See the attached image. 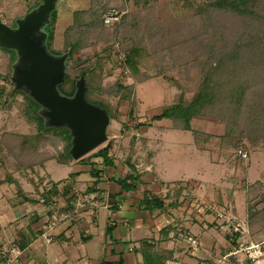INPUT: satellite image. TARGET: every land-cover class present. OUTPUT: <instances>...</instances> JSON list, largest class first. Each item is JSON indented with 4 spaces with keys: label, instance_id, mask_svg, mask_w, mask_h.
I'll return each instance as SVG.
<instances>
[{
    "label": "rangeland",
    "instance_id": "obj_1",
    "mask_svg": "<svg viewBox=\"0 0 264 264\" xmlns=\"http://www.w3.org/2000/svg\"><path fill=\"white\" fill-rule=\"evenodd\" d=\"M162 1L166 3H161ZM212 1L215 0H160V4L153 2L150 6H142L135 4L133 0H112L110 6L113 8L124 11L127 15L136 14L147 19L145 23L149 24L148 28L154 24L155 20L149 15V13H153L162 29L157 28L156 24L155 30L151 31L152 34L150 33L153 35L150 38L147 33L141 34L136 28L135 30L130 29L126 25L130 18L121 25L117 36L112 40L111 32H113L114 26H106L110 30H105L96 23L86 25L82 32L87 35L88 45L68 57L66 73L71 77H76L84 71L88 85L93 90V97L103 103H108L112 117L106 127L107 141L82 158L93 157L99 149L105 147L109 142H113L111 153L116 157V160L125 161L129 158L138 163L139 169H144L148 161H152V153L157 150L156 159L155 157V160L153 159L156 172L153 174L160 177V170H167L164 178L171 184L163 187V193L168 194L167 203L172 207L170 211L176 207L177 211L173 212L176 214V219L192 222L195 219L206 218L220 229L218 222H221V219L216 220V211L210 212L206 210L207 207L210 205L218 207L220 211H222L221 208H226L229 210L230 216L237 215L239 219H243L246 214V205H244L241 196L246 195L251 198L255 195H264V188L259 185L252 187L253 184L250 183L259 180L261 172L264 170V131H261L263 128H260L259 124L254 125L253 119L250 117L254 110L255 114L259 116L263 107L260 108L258 105L264 106L261 105L264 101L259 96H251L248 99L254 104L251 108L244 105L239 110L238 108L229 110V106L227 108L222 105L223 109H218L220 115L224 116L222 117L224 123L228 125L234 123L240 126L235 125L236 130H232L233 137L226 138V143H224L225 124L210 117H195L192 120V130L195 131V133L192 132L193 136L190 132L173 129L169 120H162L158 123L153 119L163 109L180 98L186 102L191 100L204 82L207 67L203 66L211 62L210 57L199 56V53L193 52L194 48L186 45L183 47L177 43V40L179 39L178 32H181L180 27L184 23L183 18L189 25L190 18L195 16L198 7ZM40 3L35 8L36 10L45 4L43 0H40ZM37 4L38 0H0V21L13 29L17 28L29 13L35 11L33 9L28 12V10ZM94 5L98 9L103 6L102 3L99 4L95 0L54 1V10L57 13L52 49L65 51L66 31L74 23L75 12L91 11ZM51 13L52 11L49 14V20ZM221 13V16L231 24H239L238 18H233L229 13ZM86 17L89 15L87 14ZM146 24H142L143 28L141 29L144 31L147 27ZM252 29L253 32H250L253 35L259 34L258 30ZM110 42L113 43L109 46ZM117 42L119 45L116 47ZM138 44H144L145 49L150 50V54L144 55L142 52V64L138 74H134L123 62L129 49ZM153 44L155 47H152ZM169 45L170 50L162 53V47ZM153 50L156 51L155 54ZM49 51L54 54L51 49ZM11 53L14 55V59ZM20 64L18 52L13 48H5L0 40V140L8 138L10 132H18L23 135L35 133V126L30 124L22 114V108L25 105L23 95L7 96L15 69ZM253 81L256 86L264 87L262 81L259 83V80L255 78ZM120 85L132 89L130 98H123L124 92L119 89ZM251 85L252 82L248 87L249 90H251ZM239 111H242V115L239 114ZM49 137L54 138V135H49ZM194 139L203 147L201 148L202 152L206 149L208 153H198L194 147ZM162 140L163 147L159 143ZM57 144L54 146L48 141H42L37 150L31 146L26 147L29 152L23 159L24 169H19L18 165L13 162L8 148H3L5 157L1 158L0 181L4 180L7 184L3 185L0 182V196L3 197V194H6V196L11 195L12 197L17 194L15 185L6 181L9 173L15 174L25 188L31 189L35 187L31 181L36 179V182H39L41 176L44 179L43 184L39 187L41 192L48 183L46 172H50L53 180L62 178L64 174L69 177L72 167L68 165L49 160L47 169H43L37 164L62 151L64 142L58 141ZM17 146L15 142V151L18 150ZM235 147L246 151L247 158L243 159L239 154L238 156ZM196 176H202L205 180ZM182 179H190L189 184L185 186L183 182L174 181ZM59 180L58 183H62V180ZM183 185L185 188L179 200L181 203L177 202L173 206L172 204L175 203L174 192L177 188L184 187ZM48 187L50 188V186ZM69 189L77 190L76 187ZM6 190L8 193H5ZM34 190L38 192L35 188ZM244 192L246 194H243ZM256 199H259V196L254 198V200ZM259 201H256V205L261 208L262 205L259 204ZM253 203L255 204V202ZM177 205H179L178 208ZM199 210L203 211L199 212ZM245 226L247 225L245 224ZM192 248L195 249L194 246ZM238 254V257L246 258L245 253Z\"/></svg>",
    "mask_w": 264,
    "mask_h": 264
},
{
    "label": "crops",
    "instance_id": "obj_2",
    "mask_svg": "<svg viewBox=\"0 0 264 264\" xmlns=\"http://www.w3.org/2000/svg\"><path fill=\"white\" fill-rule=\"evenodd\" d=\"M184 132L193 134L192 131ZM194 142L198 153H208L206 149L202 152L203 147L195 139ZM159 143L163 147V140ZM111 151L113 166L105 165L102 158H93L90 163L62 164L72 167V173L69 177L64 174L59 178L60 184L59 179L53 180L50 172H46L48 182L57 183L60 191L57 202L51 207L38 201L35 187L25 188L19 179L23 194L29 200H23L17 194L0 196V264H144L140 246L145 240L155 242L159 252H166V264H230L235 257H228V254L240 246L261 243L264 249V210L263 205L261 208L256 205L260 198L254 200V208L249 209L248 197L241 196L246 205L243 216L246 218H241L247 225L246 232L230 237L209 219L192 222L176 219L173 212L177 209L170 211L168 194L163 193V187L171 184L164 178L167 170H160V177L153 174L157 150L152 153L155 159L147 160L144 169H139L138 163L129 158L116 160ZM50 161L43 169H47ZM93 169L98 172L95 174ZM130 173L138 177L136 188L122 189L118 180ZM14 177L18 178L15 174ZM197 178L204 179L202 176ZM189 180L174 181L189 183ZM257 182L264 186V170ZM146 196L163 198L164 208H145L142 200ZM53 221L55 224L49 226ZM12 248H18L21 254L16 256ZM238 255L236 257L244 264H264V256L251 261Z\"/></svg>",
    "mask_w": 264,
    "mask_h": 264
},
{
    "label": "trees",
    "instance_id": "obj_3",
    "mask_svg": "<svg viewBox=\"0 0 264 264\" xmlns=\"http://www.w3.org/2000/svg\"><path fill=\"white\" fill-rule=\"evenodd\" d=\"M99 4L102 3V7L98 9L97 6H93L91 11L82 10L77 11L74 14V23L70 26L66 31L65 37V51H56L52 49V42L54 39V28L56 23V10H52L51 17L49 22L44 26L43 32L46 36V45L48 49L52 50L55 56L67 55L71 57L75 51H78L85 46L88 45L87 35H84L82 31H84V27L86 25H91L96 23L98 26L100 25L101 29L110 30L104 23V13L107 9L111 8L110 3L112 0H95V2ZM135 4L142 6H150L153 2H158L159 0H133ZM161 3H166L162 1ZM40 0H38V4L34 7H31L29 11L35 10L36 7L40 5ZM229 13L233 18H238L239 24L233 25L226 18L222 17V13ZM89 17H86V15ZM149 15L154 19V24L148 28L145 19L142 16H138L136 14L127 15L124 13L121 16L119 23H116L112 26V40L117 36V32L121 25L126 23L128 19H130L126 25L129 28L134 29L141 34H148L151 38V31L155 30V28H160L158 24V20L154 17L153 13H149ZM195 16L190 18V24L185 23L186 19L183 18L184 23L180 27L179 39L177 43L182 45L183 47L186 45L188 47L194 48V53H199V56H208L210 57V63L204 64L203 67H207L205 72L207 73L204 79V82L201 84L200 88L195 92L191 100L186 102L183 99H179L178 101L173 102L169 106H167L163 111L153 117L154 120H162L169 119L172 122V125L175 129L184 130V131H195L192 130L191 122L195 117H204V118H213L216 121L223 122L222 115L218 112V109L226 106L229 110L233 108H242V106L253 107L254 104L251 101H248L249 97L259 96L264 101V87L260 88L255 85L256 80L262 81L264 83V0H215L209 2L206 5L198 7L195 11ZM191 17V16H190ZM122 21V22H121ZM144 22V23H143ZM142 24H146V30H142ZM157 24V26H156ZM156 26V27H155ZM155 27V28H154ZM258 30V35H253L250 31L253 32V29ZM130 31V30H129ZM131 32V31H130ZM136 32V31H135ZM151 33V34H150ZM150 34V35H149ZM172 39V36H171ZM111 40V41H112ZM110 42L109 46L111 45ZM154 44L152 45V47ZM155 47V46H154ZM154 49V48H153ZM6 52H10L8 50L2 49ZM170 50L169 46L162 47V53ZM142 52L144 55H149L150 50H146L144 44H138L134 47L132 46L128 53L125 56L124 65L130 70V72L134 74H138L139 68L142 64ZM155 50L153 53L155 54ZM12 55V53H11ZM14 59V55H12ZM65 61V65L67 62ZM202 64V63H201ZM84 77L86 80V98L89 102L99 105L100 107L107 110L110 118V108L108 107V103H103L93 97V90L89 87L87 79L85 77V72L83 71L76 77H71L68 73H66L65 79L63 83L59 86V90L62 94L67 96H72L76 90L77 82L81 77ZM250 82H252L251 90L248 89L250 87ZM258 82V81H257ZM261 85V84H260ZM14 85L12 83L11 88L9 89L7 96L16 97L18 95H23L25 100V105L23 106L22 114L27 119V121L35 126V133L30 135H23L21 133L10 132L8 138H2L0 140V164L3 157V148H8L10 155L13 158V162L18 165L19 169H24V156L29 152L28 148L32 147L37 150L39 144L43 141H48L51 145L57 146L58 141L64 142V148L57 155H52L50 158L43 159L40 163H37L40 168H44L45 163L49 160H55L60 164H69L73 162L75 159L72 157L70 153V149L72 147V135L68 128H54L48 127L45 125V119L41 115V107L38 105L32 98H30L24 91L18 90L14 91ZM119 89L123 90V98L128 99L132 94L131 88H125L123 86H119ZM252 105H251V104ZM264 105V102L261 103ZM258 107L262 108L259 112V116L255 114V110L250 115L251 119H253V124H259L260 128L264 129V106L258 105ZM239 114L242 115V111H239ZM225 124V133H224V143H226V138L233 137V131L236 130L235 125ZM232 129H231V127ZM239 126V125H237ZM240 127V126H239ZM261 131H264V130ZM233 130V131H232ZM49 135H54V138H50ZM11 137V138H10ZM18 145V150L15 147ZM113 142H109L105 147L99 149L93 155V157L88 159H79V162H88L93 158H102L105 165L113 166L114 159L110 157V151L113 148ZM236 146V145H235ZM239 147V146H238ZM236 148V153L238 155V151L240 149ZM238 150V151H237ZM239 156V155H238ZM2 158V159H1ZM22 165V166H21ZM32 165V164H31ZM132 169L136 171L134 165L130 164ZM95 174L98 172L96 169ZM10 174V173H9ZM7 175L6 181L14 184L17 190V195L22 196L23 200H29L23 194L22 186L20 185L17 178L14 177L13 174ZM75 174H72V176ZM40 176V175H39ZM44 179L40 176L39 182L32 180L31 182L35 186V189L39 194V202H42L46 206H53L56 203L58 196L60 195V191L58 188V184L49 181L45 186L44 190L41 192L39 187L43 184ZM138 181V177L133 173L128 174L124 179L118 180V183L122 186V189H134L136 188V183ZM4 182V180H1ZM185 186L189 183L183 182ZM183 185V186H184ZM259 185L264 188L262 182H257L253 185ZM50 186V188L48 187ZM184 187L177 188L174 194V205L179 202L180 198L183 195ZM251 195V194H250ZM168 196V195H167ZM260 198V205H263L262 210H264V195H255L254 197L248 198L249 201V209L253 207L254 198ZM252 201V202H251ZM165 200L159 197H144L142 200V204L145 208L148 209H163L165 206ZM222 207H226L221 205ZM258 210V207H256ZM140 252L143 256L144 264H166L167 256L165 251H158L155 248V242L151 240H145L141 242ZM102 264H109L107 262Z\"/></svg>",
    "mask_w": 264,
    "mask_h": 264
},
{
    "label": "water",
    "instance_id": "obj_4",
    "mask_svg": "<svg viewBox=\"0 0 264 264\" xmlns=\"http://www.w3.org/2000/svg\"><path fill=\"white\" fill-rule=\"evenodd\" d=\"M43 1L45 4L29 13L17 28L0 21V40L5 48L15 49L20 56L21 64L12 78L13 90L24 91L40 105L46 126L70 130V153L78 160L107 141L110 116L106 109L87 100L83 76L72 96L59 90L66 76L67 55L55 56L45 43L42 29L49 22L55 0Z\"/></svg>",
    "mask_w": 264,
    "mask_h": 264
},
{
    "label": "built area",
    "instance_id": "obj_5",
    "mask_svg": "<svg viewBox=\"0 0 264 264\" xmlns=\"http://www.w3.org/2000/svg\"><path fill=\"white\" fill-rule=\"evenodd\" d=\"M124 14V11L118 10L116 8H109L104 13V23L107 26L114 25L116 23H119L121 16ZM119 45H115L116 47ZM238 154L241 156V158L246 159L247 158V152L243 150H239ZM205 210V209H204ZM206 210L210 212H215L216 215L215 218L221 219V222H218L220 229L224 231L228 236L235 237L239 234H244L246 232L245 223L237 217V215L230 216L229 210L226 208H221L222 211L218 207L209 206L206 208ZM218 210V211H217ZM203 210H199L201 212ZM203 214V213H202ZM55 222H51L49 226H53ZM12 251L15 253L16 256H19L21 254V251L18 248H12ZM245 253L246 258L251 261H256L260 257L264 256V249H262L261 243L260 244H250L246 246H240L237 249L233 250L228 254V257L233 256L235 257L233 260H231L230 264H244L243 261L236 257L238 253ZM11 262V261H10Z\"/></svg>",
    "mask_w": 264,
    "mask_h": 264
}]
</instances>
